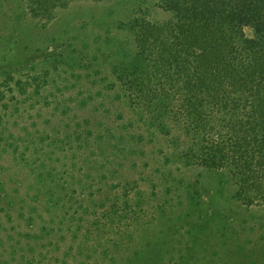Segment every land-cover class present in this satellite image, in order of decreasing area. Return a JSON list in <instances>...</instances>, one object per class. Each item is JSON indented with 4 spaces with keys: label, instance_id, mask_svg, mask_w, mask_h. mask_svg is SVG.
Wrapping results in <instances>:
<instances>
[{
    "label": "rangeland",
    "instance_id": "rangeland-1",
    "mask_svg": "<svg viewBox=\"0 0 264 264\" xmlns=\"http://www.w3.org/2000/svg\"><path fill=\"white\" fill-rule=\"evenodd\" d=\"M33 9L0 0V264H264V203L127 92L162 0Z\"/></svg>",
    "mask_w": 264,
    "mask_h": 264
},
{
    "label": "trees",
    "instance_id": "trees-1",
    "mask_svg": "<svg viewBox=\"0 0 264 264\" xmlns=\"http://www.w3.org/2000/svg\"><path fill=\"white\" fill-rule=\"evenodd\" d=\"M32 1L46 17L71 0ZM162 8L168 21H131L146 66L129 75L131 101L161 129L182 128L191 160L228 171L241 201L264 203V0H162Z\"/></svg>",
    "mask_w": 264,
    "mask_h": 264
}]
</instances>
